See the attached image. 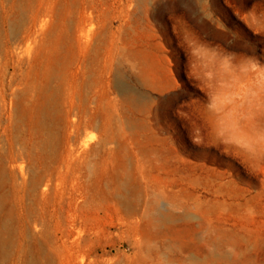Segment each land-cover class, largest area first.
Wrapping results in <instances>:
<instances>
[{"label":"rangeland","instance_id":"374dc122","mask_svg":"<svg viewBox=\"0 0 264 264\" xmlns=\"http://www.w3.org/2000/svg\"><path fill=\"white\" fill-rule=\"evenodd\" d=\"M0 264H264V0H0Z\"/></svg>","mask_w":264,"mask_h":264}]
</instances>
